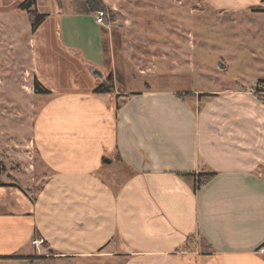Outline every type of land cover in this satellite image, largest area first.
Wrapping results in <instances>:
<instances>
[{
	"label": "crops",
	"instance_id": "0c3cea01",
	"mask_svg": "<svg viewBox=\"0 0 264 264\" xmlns=\"http://www.w3.org/2000/svg\"><path fill=\"white\" fill-rule=\"evenodd\" d=\"M76 13L89 32L59 29L61 45L102 71L105 27ZM15 34L0 26V97L16 83ZM101 83L52 92L23 113L32 121L0 107V264H264V104L240 90H193L191 102L139 89L118 110L93 93ZM191 173L216 175L195 193L180 176Z\"/></svg>",
	"mask_w": 264,
	"mask_h": 264
},
{
	"label": "rangeland",
	"instance_id": "374dc122",
	"mask_svg": "<svg viewBox=\"0 0 264 264\" xmlns=\"http://www.w3.org/2000/svg\"><path fill=\"white\" fill-rule=\"evenodd\" d=\"M103 1L110 13L107 66L101 71L83 66L59 40V29L89 32L84 19H72L76 3L0 0V26L16 28V83L0 97V107L14 106L17 122L32 121L33 114L23 113L50 102L52 92L64 93L74 85L89 92L95 80L103 82L109 74L116 97L101 96L113 108L122 105L124 93L139 89L177 92L191 102L193 90H240L264 104V0L241 11L217 9L205 0ZM28 2L35 4L23 10ZM41 15L46 19L33 32ZM39 177L29 181L33 196L42 186Z\"/></svg>",
	"mask_w": 264,
	"mask_h": 264
},
{
	"label": "trees",
	"instance_id": "16d2710c",
	"mask_svg": "<svg viewBox=\"0 0 264 264\" xmlns=\"http://www.w3.org/2000/svg\"><path fill=\"white\" fill-rule=\"evenodd\" d=\"M73 3H76L78 6L77 12L83 15L96 14L98 11H104L107 16L110 13L109 8L106 6L103 0H71ZM35 2H28V4L22 5L23 10H28L34 5ZM46 19L45 15H41L35 19L32 24L33 32H36ZM38 90V85L36 86ZM115 92V81L112 74H109L108 77L97 86L93 93L95 95H104V94H113ZM178 98L184 100L182 95H177ZM260 101H263L262 98H258ZM120 104L117 103V109H120ZM215 173H191V174H181L182 177H191L194 181V191L195 193L199 192L213 177Z\"/></svg>",
	"mask_w": 264,
	"mask_h": 264
},
{
	"label": "built area",
	"instance_id": "2783aa9c",
	"mask_svg": "<svg viewBox=\"0 0 264 264\" xmlns=\"http://www.w3.org/2000/svg\"><path fill=\"white\" fill-rule=\"evenodd\" d=\"M95 15H96L97 24H99L100 26H103V27H108V25H107L108 16L104 11H98V12H96ZM44 244H45V240L42 238H37L36 240H34L32 242V245L37 247V248L42 247ZM262 252H264V247L262 248Z\"/></svg>",
	"mask_w": 264,
	"mask_h": 264
},
{
	"label": "water",
	"instance_id": "95a60500",
	"mask_svg": "<svg viewBox=\"0 0 264 264\" xmlns=\"http://www.w3.org/2000/svg\"><path fill=\"white\" fill-rule=\"evenodd\" d=\"M96 73H97V72H96ZM97 74H101V73L98 72ZM105 162H106V163H109L110 161H109V160H105Z\"/></svg>",
	"mask_w": 264,
	"mask_h": 264
}]
</instances>
